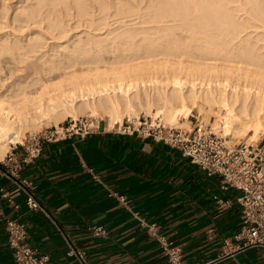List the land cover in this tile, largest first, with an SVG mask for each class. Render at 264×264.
Here are the masks:
<instances>
[{
    "label": "crops",
    "instance_id": "obj_1",
    "mask_svg": "<svg viewBox=\"0 0 264 264\" xmlns=\"http://www.w3.org/2000/svg\"><path fill=\"white\" fill-rule=\"evenodd\" d=\"M14 153L21 158L23 150ZM20 178L33 183L42 210H28L22 190L0 175V264H15L5 235L8 219L24 225L26 242L49 257L47 264H80L69 248L82 252L86 264H168L146 224L178 245L186 264H264L263 250L232 240L240 226V193L221 191L217 176L153 138L99 122L84 138L44 143ZM214 195L229 206L220 209ZM93 225L107 235L92 237Z\"/></svg>",
    "mask_w": 264,
    "mask_h": 264
},
{
    "label": "bare ground",
    "instance_id": "obj_2",
    "mask_svg": "<svg viewBox=\"0 0 264 264\" xmlns=\"http://www.w3.org/2000/svg\"><path fill=\"white\" fill-rule=\"evenodd\" d=\"M64 1L39 0L35 7L22 13L27 25L29 21L36 23L42 6L56 10L57 6L66 3ZM101 1L104 0H100L102 5L99 3V7L106 8ZM236 1L238 0H158L151 6L147 21L163 25L153 33L155 37H145V43H138L140 46L133 42L137 47L128 53L125 46L121 48L118 45V50L111 53L108 46L105 45L106 49L101 44L103 38L95 40L91 37L92 34L87 36L88 43L96 45L93 51H96L97 45L103 46H98L96 58L94 61L91 59L95 68L92 69V65L91 70L80 75L75 74V71H68L79 61L77 59L76 62L73 60L74 56L69 55L70 52L74 54L72 49L76 43L71 42V46L66 40V46H63V43L57 41L56 50L69 49L66 56H59L67 61H57L59 57H56L55 51L54 57L50 56L51 58L37 64L29 63L35 74L48 78L45 82L37 79L25 84L26 88L40 84L37 90L28 94L16 91L0 95V158L8 142L10 143V138L21 143L24 129H37L43 120L51 117L60 120L66 116L75 118L77 114L87 113L93 118H106L110 127L121 129L125 117L136 126L141 125L137 108L144 110L153 120L160 118L171 126L181 116L188 115L190 109H195L198 115H202L203 122L207 121L208 113L216 111L217 121L213 127L215 131L219 130L223 138L229 139L226 143H233L237 135L248 130L253 132L248 141L255 140L261 131L264 134V46H259L264 41V35L256 40L251 36L247 39L239 38L242 30L249 26L248 22L243 25L236 23L226 8ZM73 2L79 13L87 14L83 0ZM243 2L249 6L250 16L263 24L261 28L264 29L262 0ZM51 22L46 26L52 30L51 33L57 31L58 34H66L60 23L57 25L54 21ZM128 32L120 31L116 37L121 41L125 38L124 34L128 36ZM131 37L126 40L133 41ZM45 40L42 34L30 37L25 43L16 38L12 44L1 45L0 53L28 58L26 55L34 56L40 52L45 46ZM82 45L74 48L75 53L81 52ZM82 52L86 55L85 51ZM105 53L113 55L106 58L103 55ZM24 60L22 59L23 62ZM101 63L107 67L100 69ZM55 80L57 83L51 85V91L47 84ZM17 97L19 99L14 100Z\"/></svg>",
    "mask_w": 264,
    "mask_h": 264
},
{
    "label": "rangeland",
    "instance_id": "obj_3",
    "mask_svg": "<svg viewBox=\"0 0 264 264\" xmlns=\"http://www.w3.org/2000/svg\"><path fill=\"white\" fill-rule=\"evenodd\" d=\"M40 1H44V0H40ZM73 1L74 0H66V3L60 4L59 7L57 6L56 10H50L47 6L46 7L42 6L44 8L42 7L40 8L41 9V11L39 12L40 17L36 18L35 20L36 23L29 21L27 25V22L22 13H26L29 10H31L32 7H35L36 6L35 4L39 2V0H0V46L4 45V43L5 45L9 43L12 44L16 40V38L19 41L21 39V42L25 43L27 39L29 40L30 37L32 36L35 37L38 34H42L44 39H46L45 40L46 42L44 41L45 46H43L40 52L36 53L34 56L32 55L30 56V54L26 55V57L28 58L18 57V55L14 56L6 52L0 53V95L12 94L16 91L21 92V94H28V93H31L37 90L40 84H36L35 86H29L27 88L25 84L30 83V82H35L37 79H41L45 82L48 78L47 76H44V75L35 74V71L33 70V67L31 65H30L31 66V69H30L29 63L32 64L35 62L37 64L39 62H43L44 60H47L48 58L54 57L55 51H57L56 57L57 56L59 57L60 55L66 56L67 52H69L68 51L69 49L61 48L62 51L61 49L56 50L57 41H60V43H63V46H66L65 41L68 40V43L70 42L69 45L72 42L74 44L75 43L78 44V46H76L75 44V47H79L82 44H84L85 41L87 44H89L87 41L88 39L86 37L87 36L89 37L92 34L91 37L93 36L95 40L96 39L100 40L99 39L100 37L103 38L101 39L102 43L100 41L99 42L103 44L104 47L105 45L108 46L109 51L111 53L112 52L114 53L115 49L118 50L119 46L121 48L125 46V50H127V53H128L132 51L133 48L137 47V46H134L135 44L138 45V43L143 41V39H146L147 37H151V38L155 37L153 33L157 30V28L163 27V25H156V24L147 22L149 20V16H150L149 14L151 13V10H152L151 6L154 5L155 2H157L158 0H104V1H101V2H104V7L106 6V8L104 9L102 8V6L101 8L99 7L100 0H96V2L94 0H83L84 2L83 7L85 9V12L87 13V14H83L84 16L81 13H79ZM226 8L230 11L236 23L243 25V24H246L245 22H248L247 25L249 26V28L242 30V32L239 34V38L247 39L248 36L253 37V40L262 38V36L264 35L263 34L264 29L261 28V25L263 24L256 21L255 19L252 18V16H250L251 13L249 11V6L245 5L243 0H238L234 3L228 4ZM261 9L264 13V0H262L261 2ZM55 18L57 19V21ZM41 19H43V21ZM51 20L52 22L54 21L53 23H56L57 25L60 23V26H62L66 30V34L61 35V34H58L57 31L51 33L52 30L46 27L47 23L49 21L51 22ZM167 25H170V24H167ZM124 30L129 31L128 32L129 37L127 36V34H124L125 38H123V40L125 39L124 40L125 42L121 40L122 38H120V40L124 43V45H122V42L119 41V37H116V36H118L120 31L122 32ZM109 32H111L112 34ZM52 36L55 38H53ZM121 37L123 36L121 35ZM130 37L132 38L133 41H130V39L129 41L126 40V38L128 39ZM120 42L122 46L119 45ZM133 42L135 43L134 45H133ZM86 43L82 45L81 47L82 50L85 51L86 55H84V52H82V50H80L81 52L77 51V53H75V49H74L75 47L71 44V46H73L72 51L74 52L75 55L71 54V52L70 54L69 53L68 54L72 55V57L74 56L75 59L73 60H75L76 62H77V59L79 61L77 62V64H75L76 66L73 67L74 70L71 68L72 70H68V71H75L76 72L75 74L80 75L82 73H85L91 70L92 65H94L92 69L95 68L96 65L93 64L92 61H94L93 59L96 58V55H97L96 51L98 49V46H101V45H97L96 51H93L96 45H93V44L91 45L92 42L89 45H87ZM143 43H145V41H143ZM259 46H264V41H261V43H259ZM105 48H103V50ZM86 51H89V52H86ZM91 52L92 53L94 52L96 54H92ZM103 55H105L106 58H109L113 54L110 55L109 53L108 54L105 53ZM82 56L85 58H83ZM20 58H21V61H19ZM183 58L181 60H183ZM22 59L23 60L25 59L24 62L22 61ZM62 59H64L63 61H67V59H65L64 57H61V59L59 57L57 61L62 60ZM85 60H88V61L85 62ZM142 61L143 60H141V62ZM99 66H101L100 69L101 68L104 69L105 67L103 63L99 64ZM80 70H82L83 72H81ZM53 83L54 84L57 83V80L47 84L50 90L52 88L51 85H53ZM50 93L52 94V92ZM18 99L19 97H17L14 100H18ZM136 110L139 112L138 118L140 119V122L147 123L146 125L150 124L154 126V125L160 124L161 126H164V127H172L175 129H179L182 132H189V131L196 132L197 130H199L200 132H205V133L210 132V133L215 134L219 138H221L225 142V145L228 147H232L238 143H243V142L247 144H254L258 142L264 143L263 131H261V134L258 135L255 138V140L248 141L250 135H252L253 133L251 130H248L246 133H243V134L241 133L237 135L233 143L231 144L228 142L226 143V140L228 141L229 139L223 138L220 135L219 130L215 131L216 129L215 127H213L215 122L217 121V118L215 116L216 111L215 112L211 111L210 113H208L207 121L203 122L202 121L203 116L198 115L199 113L195 109H190L189 110L190 112L188 111V115H186L187 118L185 115H183L181 116V118L178 119V122L175 125L171 126L165 120H161L160 118L153 120L151 116H149V114L145 113L144 110H140L139 108H137ZM80 117L93 118L87 113L77 114L75 118H72L71 116H66L64 118H60V120L59 119L55 120L54 118L51 117V119L49 118V120H43L44 122H42L37 129L32 128V127H27V129H24L23 136L21 137V141L28 134L36 133L44 129H49L50 127L57 126L62 123L65 124L70 118L77 119ZM52 119H54L55 121ZM94 119H96L97 121H100L101 124H105L106 127L109 128L108 121L106 118H104L103 120L99 118H94ZM126 119H127L126 117L123 119V123L126 121ZM13 139H14L13 137L12 139L11 138L9 139L10 143L8 142V146L6 147V150L4 151V153L2 154L0 161L4 158L5 154L11 148V144H16L20 142V141L18 142L13 141Z\"/></svg>",
    "mask_w": 264,
    "mask_h": 264
},
{
    "label": "built area",
    "instance_id": "obj_4",
    "mask_svg": "<svg viewBox=\"0 0 264 264\" xmlns=\"http://www.w3.org/2000/svg\"><path fill=\"white\" fill-rule=\"evenodd\" d=\"M99 122L90 117L70 118L65 124L28 134L21 143L11 144V148L0 161V175L11 179L22 190L23 203L28 210L42 208L34 195L33 183L20 178L23 166L33 163L40 155L44 143L58 142L71 136L84 138L96 129ZM146 124L141 122V125L135 127V124L126 119L119 130L164 142L180 151L207 176H217L221 191H238L240 195L235 203L240 209V226L232 240L242 248H259L264 251V143L243 142L228 147L221 138L210 132H182L160 124ZM17 148L23 150L21 158H17L14 153ZM3 196L15 210L19 209V205L8 197L7 192H3ZM213 199L220 209L227 208L230 204L218 195H214ZM118 200L125 204L123 197ZM145 227L160 246L168 264H186L180 247L159 234L155 224H146ZM88 230L92 237L104 238L107 235V231L98 225L90 226ZM5 235L15 264L48 263L47 255H39L28 245L24 225L18 220L6 221ZM228 244L229 239H225L224 246L227 247ZM68 255L74 256L80 264H86L82 252L69 248Z\"/></svg>",
    "mask_w": 264,
    "mask_h": 264
}]
</instances>
